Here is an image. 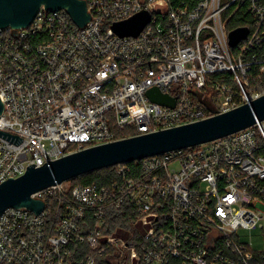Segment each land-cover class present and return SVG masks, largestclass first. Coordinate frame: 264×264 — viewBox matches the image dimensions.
Returning <instances> with one entry per match:
<instances>
[{
  "label": "built area",
  "instance_id": "built-area-1",
  "mask_svg": "<svg viewBox=\"0 0 264 264\" xmlns=\"http://www.w3.org/2000/svg\"><path fill=\"white\" fill-rule=\"evenodd\" d=\"M84 27L42 7L0 31V185L67 155L206 120L264 96L262 0H83ZM249 35L229 45L242 6ZM148 11L137 37L114 24ZM257 64V65H255ZM255 73V74H254ZM157 88L176 99L152 102ZM130 131L124 138L119 133ZM104 185L57 184L40 214L0 216V264H254L242 230L264 229V122L187 149L114 167ZM122 222L112 227L114 219ZM124 226V227H123Z\"/></svg>",
  "mask_w": 264,
  "mask_h": 264
},
{
  "label": "water",
  "instance_id": "water-1",
  "mask_svg": "<svg viewBox=\"0 0 264 264\" xmlns=\"http://www.w3.org/2000/svg\"><path fill=\"white\" fill-rule=\"evenodd\" d=\"M66 11L79 27L90 20L83 0H0V31L24 29L34 23L39 10ZM152 15L142 11L130 19L116 23L113 29L120 37H137L150 23ZM249 35L242 27L229 33V45L236 48ZM148 98L159 105L174 108L176 99L150 89ZM0 95V115L3 104ZM258 122H264V96L239 108L203 121L159 132L121 139L67 155L42 167L30 166L27 172L0 185V216L10 208H27L40 214L45 204L32 196L49 187L78 177L112 168L119 164L141 161L164 153L187 149L234 134ZM4 139L19 145L23 139L0 131Z\"/></svg>",
  "mask_w": 264,
  "mask_h": 264
},
{
  "label": "trees",
  "instance_id": "trees-1",
  "mask_svg": "<svg viewBox=\"0 0 264 264\" xmlns=\"http://www.w3.org/2000/svg\"><path fill=\"white\" fill-rule=\"evenodd\" d=\"M200 0H173L172 4L174 6H179V5H185L188 6L190 8L194 7L195 5H197V3ZM264 3V0H262ZM245 7L246 5H243L241 10L237 12L236 15H234L232 17V19H230L227 22V30L229 32L238 29V28H242L244 26H249L251 23V19L249 18V16H247V14L245 13ZM259 60H262V57L264 56V51L257 53ZM257 65V64H255ZM260 66H254V73L255 76H261V78L264 80V73L260 74ZM130 134V131H125L122 133H119L118 136L120 138H124L126 136H128ZM102 171V172H101ZM116 179V173L114 168H109V169H104V170H100V172H93L90 174H87L85 176H83L82 178H80L79 183H73L72 180L70 181L71 184L73 186H77V185H92V184H97V185H104V184H109L112 181H114ZM116 218L112 219L114 220V224L112 225V227H116L119 225H121L122 222H117L115 220ZM124 227V226H123ZM255 259H257V263L256 260L254 261V264H264V252H259V253H255Z\"/></svg>",
  "mask_w": 264,
  "mask_h": 264
},
{
  "label": "rangeland",
  "instance_id": "rangeland-1",
  "mask_svg": "<svg viewBox=\"0 0 264 264\" xmlns=\"http://www.w3.org/2000/svg\"><path fill=\"white\" fill-rule=\"evenodd\" d=\"M97 172H100V171H97ZM82 177L83 176L73 179L72 182L79 183V180ZM261 224L264 226V221ZM240 233L243 237V240L252 242V249L254 252L256 253L264 252V229L260 228L259 226V227H254L250 230H242Z\"/></svg>",
  "mask_w": 264,
  "mask_h": 264
}]
</instances>
